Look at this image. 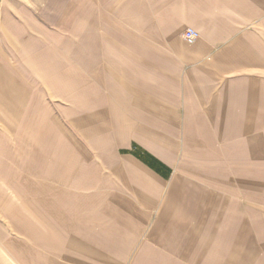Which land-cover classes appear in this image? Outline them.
I'll return each mask as SVG.
<instances>
[{
  "label": "crops",
  "instance_id": "0c3cea01",
  "mask_svg": "<svg viewBox=\"0 0 264 264\" xmlns=\"http://www.w3.org/2000/svg\"><path fill=\"white\" fill-rule=\"evenodd\" d=\"M0 1V264H264V0Z\"/></svg>",
  "mask_w": 264,
  "mask_h": 264
},
{
  "label": "rangeland",
  "instance_id": "374dc122",
  "mask_svg": "<svg viewBox=\"0 0 264 264\" xmlns=\"http://www.w3.org/2000/svg\"><path fill=\"white\" fill-rule=\"evenodd\" d=\"M9 1L13 4H16L19 0ZM29 9L23 6H16L15 8L9 7L8 4L3 5L0 1V34H28L27 31L30 30L31 27H36L35 24L29 22L27 19L30 16L26 15V12H28ZM10 11L15 12L10 13ZM3 18H9L11 21L9 23L4 22L2 21ZM26 19L28 22L24 21Z\"/></svg>",
  "mask_w": 264,
  "mask_h": 264
},
{
  "label": "built area",
  "instance_id": "2783aa9c",
  "mask_svg": "<svg viewBox=\"0 0 264 264\" xmlns=\"http://www.w3.org/2000/svg\"><path fill=\"white\" fill-rule=\"evenodd\" d=\"M198 37H199V32L194 28H187L184 32V38L190 44L196 42Z\"/></svg>",
  "mask_w": 264,
  "mask_h": 264
}]
</instances>
